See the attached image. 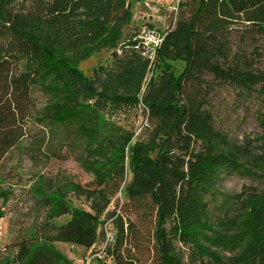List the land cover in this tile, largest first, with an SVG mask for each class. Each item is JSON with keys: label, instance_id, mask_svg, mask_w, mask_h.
<instances>
[{"label": "trees", "instance_id": "obj_1", "mask_svg": "<svg viewBox=\"0 0 264 264\" xmlns=\"http://www.w3.org/2000/svg\"><path fill=\"white\" fill-rule=\"evenodd\" d=\"M134 4L0 0V201L23 185L15 177L26 161L73 158L92 176L81 184L36 173L28 193L43 221L0 264H72L55 244L91 249L102 238L112 264H136L125 214L151 220L156 264H264V0L180 2L147 84L149 63L134 49L140 26L126 36ZM103 51L111 61L87 77L80 62ZM172 61L184 62L179 74ZM218 82L260 98V135L237 141L215 127L207 106ZM113 106L138 108L144 134L133 140ZM130 174L122 212L110 211ZM232 176L251 184L227 192ZM108 218L116 235L106 244Z\"/></svg>", "mask_w": 264, "mask_h": 264}, {"label": "rangeland", "instance_id": "obj_2", "mask_svg": "<svg viewBox=\"0 0 264 264\" xmlns=\"http://www.w3.org/2000/svg\"><path fill=\"white\" fill-rule=\"evenodd\" d=\"M184 0H135L134 18L127 30V37L132 35L137 26L144 24L151 25L161 33H165L170 28L173 18L177 13L180 2ZM156 9L153 11V9ZM175 13V14H173ZM144 17V19H142ZM112 51H103L92 55L80 62L79 69L87 76L92 77L97 69L102 65L106 66L111 61ZM184 67L182 61H172L171 71L179 74ZM160 70H156V74ZM155 73V72H154ZM148 77V76H147ZM148 78L145 84H147ZM238 90L224 82H218L216 89L210 96L207 109L213 114L215 127L226 133L231 139L243 141L245 137H257L262 132L257 123V113L262 111L261 100L255 95L251 98H244L238 95ZM118 123L134 133L133 140H137L144 134L148 121L141 115L138 108L132 106H113ZM129 169V162H127ZM42 171L49 178H57L79 182L85 184L92 179V176L83 172L79 164L70 158L66 162L51 160L45 168H31L26 161L23 168L16 174L21 175L22 186L14 188L13 197L6 204L0 201V208L5 216L0 220V255L13 257L17 249L13 248V243L21 241L31 230H36L43 221L45 211L38 206H34L32 196L28 193L33 182L31 179L36 173ZM63 175L59 176L58 172ZM130 172V169H129ZM61 177V178H60ZM131 178V174L129 176ZM130 178L123 186L122 191L113 199L110 211L122 212V207L127 201V186ZM248 179L239 176H232L225 180L224 190L230 193L240 192L244 185H249ZM73 207L88 209V202L84 197L70 196ZM69 216L56 220L57 224L67 222ZM108 218L102 227L103 230L116 235L114 224ZM127 249L129 255L136 259V264H156V253L152 239L153 224L150 219L137 222L132 214L124 215ZM130 223H135L129 229ZM54 248L59 250L72 264H112L110 258L103 254L105 242L102 238L93 248L85 249L80 246L57 243ZM7 249V250H5Z\"/></svg>", "mask_w": 264, "mask_h": 264}, {"label": "built area", "instance_id": "obj_3", "mask_svg": "<svg viewBox=\"0 0 264 264\" xmlns=\"http://www.w3.org/2000/svg\"><path fill=\"white\" fill-rule=\"evenodd\" d=\"M155 10L156 9L154 8L153 11ZM142 19H144V17ZM163 39L164 33H161L152 26L146 24L140 26L137 36L134 39L136 42L134 49L145 61L149 63V73L147 77L148 82L154 75ZM113 239L114 236L108 232L106 235V244L113 241Z\"/></svg>", "mask_w": 264, "mask_h": 264}, {"label": "bare ground", "instance_id": "obj_4", "mask_svg": "<svg viewBox=\"0 0 264 264\" xmlns=\"http://www.w3.org/2000/svg\"><path fill=\"white\" fill-rule=\"evenodd\" d=\"M128 178H130L129 175H128Z\"/></svg>", "mask_w": 264, "mask_h": 264}]
</instances>
